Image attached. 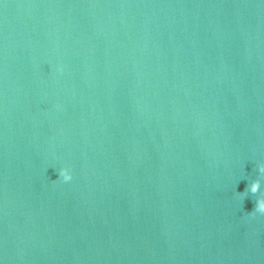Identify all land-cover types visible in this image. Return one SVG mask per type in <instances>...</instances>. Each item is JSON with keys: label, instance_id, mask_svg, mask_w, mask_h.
I'll return each instance as SVG.
<instances>
[{"label": "water", "instance_id": "1", "mask_svg": "<svg viewBox=\"0 0 264 264\" xmlns=\"http://www.w3.org/2000/svg\"><path fill=\"white\" fill-rule=\"evenodd\" d=\"M257 166L264 0H0V264H264Z\"/></svg>", "mask_w": 264, "mask_h": 264}, {"label": "clouds", "instance_id": "2", "mask_svg": "<svg viewBox=\"0 0 264 264\" xmlns=\"http://www.w3.org/2000/svg\"><path fill=\"white\" fill-rule=\"evenodd\" d=\"M257 171L261 174H264V166H257ZM58 177L64 182H67L71 179L69 172L64 168L58 170ZM258 187H259V182L252 181L248 186V191L255 193ZM251 214H264V198L260 197L256 199L255 208L253 212L249 213V215Z\"/></svg>", "mask_w": 264, "mask_h": 264}]
</instances>
